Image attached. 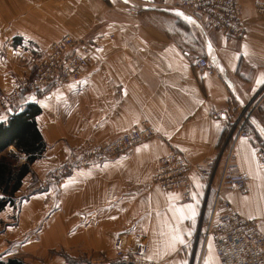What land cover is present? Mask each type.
Here are the masks:
<instances>
[{"label":"crops","instance_id":"obj_1","mask_svg":"<svg viewBox=\"0 0 264 264\" xmlns=\"http://www.w3.org/2000/svg\"><path fill=\"white\" fill-rule=\"evenodd\" d=\"M157 2L135 19L128 14L134 0H0V95L12 89L13 78L31 77L33 54L45 56L63 36L96 43L79 82L30 96L0 114L5 123L27 105H38L37 123L46 144L14 204L0 213V261L122 264L115 257V237L133 231L146 236L149 255L160 264H205L206 259L220 264L213 243L211 251L209 242L203 251L196 237L213 201L204 179L190 172L191 201L180 192L161 190L151 179L164 155L181 152L192 165H201L227 144L228 119L212 114L233 111L264 88L259 82L264 77V17L256 14L252 0H240L244 35L229 41L199 17L167 0ZM198 57L208 60L214 75L194 67ZM144 119L161 138L76 170L56 189L24 196L31 182L61 164L71 149L116 140ZM251 130L252 138L240 139L236 148L251 191L226 197L238 213L263 220L264 166L257 153L264 148V102ZM188 205L196 209L195 222ZM177 209L187 218L180 219ZM177 227L185 244L173 250L167 242ZM260 227L264 231L263 223Z\"/></svg>","mask_w":264,"mask_h":264},{"label":"built area","instance_id":"obj_2","mask_svg":"<svg viewBox=\"0 0 264 264\" xmlns=\"http://www.w3.org/2000/svg\"><path fill=\"white\" fill-rule=\"evenodd\" d=\"M173 7L199 17L211 30L223 34L227 40L240 39L244 35L240 0H167ZM136 5L128 12L138 19L142 9L155 8L157 0H134ZM259 17H264V0H252ZM96 48L93 39L81 40L65 35L54 41L45 56L37 63L33 75L18 80L12 89L0 95V114L14 109L22 97L28 98L60 90L81 80L83 72L91 64ZM201 73L214 75L207 59L198 57L193 62ZM264 102V88L253 99L237 109L213 113L215 118L228 119L230 137L218 155L201 165H192L181 152H171L159 158L152 183L163 191H177L186 201L193 197L190 172L194 169L204 179L208 194L212 195L209 215L204 213L203 226L197 234L203 251L209 241L214 245L220 264H264V219L247 218L234 208L227 194L247 195L251 191L250 177L240 171L236 148L240 139H251L254 124ZM161 138L147 119L116 140L90 141L68 153L61 164L42 178L31 182L24 196L46 192L60 187L76 170L102 165L153 139ZM257 160L264 166V148L257 153ZM221 169L218 186L214 185L217 171ZM207 216V217H206ZM115 257L122 264H160L147 259L149 247L142 232H122L115 237Z\"/></svg>","mask_w":264,"mask_h":264},{"label":"trees","instance_id":"obj_3","mask_svg":"<svg viewBox=\"0 0 264 264\" xmlns=\"http://www.w3.org/2000/svg\"><path fill=\"white\" fill-rule=\"evenodd\" d=\"M22 97L19 103H24ZM42 109L36 104L27 105L23 111L11 115L0 123V213L13 205L16 193L24 179L31 173L32 164L46 151L37 117ZM14 148L16 152L10 151ZM25 161L22 163V157ZM0 264H26L21 259L0 261Z\"/></svg>","mask_w":264,"mask_h":264},{"label":"snow or ice","instance_id":"obj_4","mask_svg":"<svg viewBox=\"0 0 264 264\" xmlns=\"http://www.w3.org/2000/svg\"><path fill=\"white\" fill-rule=\"evenodd\" d=\"M176 14L178 16H184V14L182 12H177ZM184 19L191 20L190 17H186V16H184ZM209 50L211 51V44L210 43H209ZM259 82L264 83V77H262ZM33 99H35V97H33ZM0 119H3V118L0 117ZM252 155L254 158L255 154L253 153ZM193 198L195 199V195ZM187 208H188V211L190 212V218L193 220V222H195V216H196L195 207L193 205H188ZM177 211L180 213V217H179L180 219L187 218V217H185L184 211L182 209H177ZM162 235H164V233H162ZM167 243H168V247L173 248V250H174V247L177 243L181 244V245L185 244V240H184L183 236L181 235L180 229L178 227L172 230V234L170 235ZM211 248H212V245H211V242H209V251H211ZM147 259L151 260L152 257L148 256ZM205 264H212L211 259H206Z\"/></svg>","mask_w":264,"mask_h":264},{"label":"rangeland","instance_id":"obj_5","mask_svg":"<svg viewBox=\"0 0 264 264\" xmlns=\"http://www.w3.org/2000/svg\"><path fill=\"white\" fill-rule=\"evenodd\" d=\"M33 56H34V59H35V62H34V67H33V71H35V68H36V65H37V63H38V60L43 56V55H40V54H33ZM25 78H27V77H24L23 79H25ZM22 78H13V85H14V83L16 82V81H18V80H21ZM19 104V103H18ZM17 104V105H18ZM239 195H241V194H239ZM241 196H244V195H241ZM211 204L207 207V209H206V215H209V212L211 211V207H212V201L210 202ZM207 217V216H206ZM204 218L205 217H203V219H202V224H203V221H204Z\"/></svg>","mask_w":264,"mask_h":264}]
</instances>
